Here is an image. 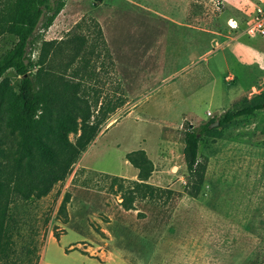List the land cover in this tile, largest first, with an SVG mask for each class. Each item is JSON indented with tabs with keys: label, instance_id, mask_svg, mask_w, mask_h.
I'll use <instances>...</instances> for the list:
<instances>
[{
	"label": "rangeland",
	"instance_id": "374dc122",
	"mask_svg": "<svg viewBox=\"0 0 264 264\" xmlns=\"http://www.w3.org/2000/svg\"><path fill=\"white\" fill-rule=\"evenodd\" d=\"M63 1L52 27L41 21L33 59L54 42L59 73H78L97 110L115 111L64 183L14 208L15 264H264V111L220 129L221 139L202 140L207 170L198 198L186 191L185 159L189 126L264 95V37L228 27L257 0ZM13 44L0 38V59ZM5 78L18 90L21 77ZM139 150L154 163L149 183L174 192L126 211L104 176L136 181L126 156ZM68 194L64 224L57 216Z\"/></svg>",
	"mask_w": 264,
	"mask_h": 264
},
{
	"label": "trees",
	"instance_id": "16d2710c",
	"mask_svg": "<svg viewBox=\"0 0 264 264\" xmlns=\"http://www.w3.org/2000/svg\"><path fill=\"white\" fill-rule=\"evenodd\" d=\"M64 7L63 0H0V38L15 40L0 59V264H15L14 208L47 198L64 183L115 111L97 110L99 100L92 102L85 79L75 81L78 73L71 80L59 73L50 58L54 42H46L38 59H33L31 48L41 21L46 17L49 29ZM78 50L71 58L78 56L82 47ZM88 65L86 61L85 70ZM10 71L21 77L18 90L5 78ZM243 102L241 108L225 112L218 120L189 126L186 131L190 179L186 191L190 197L198 198L204 186L207 166L199 156L202 140L221 139L220 129L264 111V95ZM217 122L220 125L212 127ZM72 135L77 137L75 142L70 139ZM126 160L138 171L136 181L104 176L113 187L118 186L124 210L135 211L138 200L174 192L149 184L155 167L144 150L127 154ZM69 203L68 194L57 216L64 224L69 222Z\"/></svg>",
	"mask_w": 264,
	"mask_h": 264
},
{
	"label": "built area",
	"instance_id": "2783aa9c",
	"mask_svg": "<svg viewBox=\"0 0 264 264\" xmlns=\"http://www.w3.org/2000/svg\"><path fill=\"white\" fill-rule=\"evenodd\" d=\"M228 27L239 34L247 35L252 38L264 37V0H257L245 18H231L228 21ZM228 81H233L230 77Z\"/></svg>",
	"mask_w": 264,
	"mask_h": 264
},
{
	"label": "crops",
	"instance_id": "0c3cea01",
	"mask_svg": "<svg viewBox=\"0 0 264 264\" xmlns=\"http://www.w3.org/2000/svg\"><path fill=\"white\" fill-rule=\"evenodd\" d=\"M163 15V14H162ZM189 15V14H188ZM188 15H185V14H183L182 16H183V20L182 21H184L185 19L186 20H190V17L188 16ZM168 20H170V21H173V22H177V23H179L178 25H179V27H185V24L184 23H180V21L179 20H176L175 18H174V15L172 14V13H170L167 17H166ZM228 77H230L232 80H235V77L234 76H228ZM230 82V81H229ZM148 155V154H147ZM149 157V156H148ZM153 162V161H152ZM137 176H138V171H137ZM150 184V183H149ZM152 185V184H151ZM155 186V185H154ZM157 187V186H156ZM52 237H54V236H52Z\"/></svg>",
	"mask_w": 264,
	"mask_h": 264
},
{
	"label": "water",
	"instance_id": "95a60500",
	"mask_svg": "<svg viewBox=\"0 0 264 264\" xmlns=\"http://www.w3.org/2000/svg\"><path fill=\"white\" fill-rule=\"evenodd\" d=\"M220 125L219 122H217L215 125H213L212 127H218Z\"/></svg>",
	"mask_w": 264,
	"mask_h": 264
}]
</instances>
